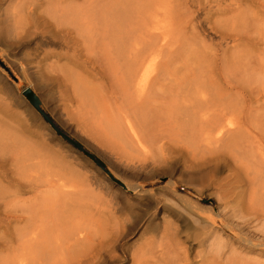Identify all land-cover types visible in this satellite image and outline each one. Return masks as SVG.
<instances>
[{"label":"rangeland","instance_id":"374dc122","mask_svg":"<svg viewBox=\"0 0 264 264\" xmlns=\"http://www.w3.org/2000/svg\"><path fill=\"white\" fill-rule=\"evenodd\" d=\"M108 1L0 0V104L3 106L5 103L10 108L6 110L5 106H0V120L12 124L21 133L15 130L11 133L9 129L11 135L4 139L5 142H0V148L19 151L23 146L28 152L31 149L36 152L37 147L33 143H39L51 151V154L39 155L38 159L35 158L37 152L32 151L35 159L29 155V166L25 171L27 183L22 181L28 185L24 191L14 186V182L10 183V179L0 178V264H162L158 262L159 253L172 251L176 241L190 250V258L195 263L230 264L227 263L230 262L227 260L229 250H226L227 257L216 256L199 237L201 229L212 231V227L224 232V238L230 241L229 249L235 245L238 254L260 258L264 262V165L261 163L264 164V145L261 153L257 148L252 158L250 140L244 143L246 139H237L231 148H220V153L210 155L208 149L203 151L204 142L199 141L203 139L202 135L197 136L196 131L193 134L198 137L197 144L196 137L195 142H188V126L181 129L177 125L182 119L179 115L184 112L178 106L184 100H188L190 105L196 103V107L188 110L194 114L200 111L198 105L210 101L209 98L215 95L222 104L234 102L226 115L228 121L242 126L248 134L264 138V44L242 48V54L250 50L249 58L239 59L232 70L223 69L220 62L215 67L213 65L216 64L207 61L208 55L213 53L209 47L218 43L224 49L228 45L226 42H230L228 36L222 39L213 31L210 23L220 20L218 22L232 27L235 17V22L243 18L248 23H239L238 30H242L240 33H244L245 40L256 39L260 32L257 27L264 29V20L260 16L263 9L258 3L252 6L251 13V10H246L251 6V1L247 0L243 5L245 13L216 14L213 18L209 11L217 8L220 1L226 7L230 0H220L218 5L212 0H187L189 3L182 7L180 0H127L128 3L124 0L122 3L125 5L133 1L134 9L140 11L136 12L139 19L142 16L140 24L145 17L148 18L149 12L163 11L167 6L170 18L194 19L197 26L195 41L190 34L184 36L186 40L182 34L180 36L191 45L186 47L185 53V48L170 57L168 53H162L161 58L160 53L156 64L149 63L143 69V87H151L148 90L154 96V99L149 98V103L143 102L144 98H139L135 92L132 70L126 67L129 64L126 53L114 48L113 43L117 40L103 42L93 34L74 32L73 27L66 25H70V21L63 18L73 10L79 12L74 16L96 17L94 21L97 23V17L106 11V8L105 11L101 9ZM143 7L150 9L147 11ZM103 18L106 19L105 14ZM140 33L143 36V30ZM132 34L141 38L138 33ZM78 36L80 40L85 37L88 43L83 42L86 46ZM132 36L130 38L134 42L135 37ZM128 48L132 50L130 46ZM169 58L171 60H167ZM226 83L231 85V93H228L230 87ZM27 88L40 97L44 110L57 126L97 156L125 184V188L113 182L82 149L51 127L24 95L23 90ZM152 89H157V92L152 94ZM134 93L140 103L136 104ZM229 94L231 97L227 96ZM5 111L9 113L6 115ZM209 111L205 110L211 116ZM12 114L18 116L15 121L16 118L23 120L25 127L19 125V121H12ZM1 121L0 132H3L5 128ZM128 123L147 144L148 152L133 148L128 139ZM183 130L188 133L186 142ZM14 137H23V143L18 141L16 145L14 141L12 144ZM12 145H16V149ZM250 157L252 159L247 160ZM32 158L34 169L30 165ZM8 177L12 178V174ZM33 185L39 189L38 192L32 189ZM230 188H233V193L227 195ZM10 202L9 211L5 207ZM8 216L16 219L9 220ZM78 238H84L83 242H78ZM200 255L204 256V262ZM228 259L232 260V257Z\"/></svg>","mask_w":264,"mask_h":264},{"label":"bare ground","instance_id":"6f19581e","mask_svg":"<svg viewBox=\"0 0 264 264\" xmlns=\"http://www.w3.org/2000/svg\"><path fill=\"white\" fill-rule=\"evenodd\" d=\"M180 1H182L179 5L182 7L185 3H187L188 1L187 0H180ZM214 1H216L217 2V5H218V3H219V1L220 0H212V2H214ZM246 1L247 0H230V3H229V1H228V3H227V5H225L226 7H223L222 6V4H223V2L221 3V1H220V3H219V6L217 7V8H215V9H212V10H210L209 11V14L210 15H214L213 16V18L214 17H216L215 15L217 14V15H224V14H228V13H236V12H238V13H240V12H242V11H244V8H243V5H244V3H246ZM251 2V6H250V9H249V7L248 8H246V10L248 9V10H251V13H253L252 12V6L253 5H256V4H258L262 9H263V13H262V15H260V16H262V20H264V0H250ZM122 2H124V0H109L108 2H107V5L104 7V8H102L101 10H103V11H105V8H106V11H105V13L103 12V16H99V17H97V23H96V21H94V19L96 18V17H94V19H93V17L91 16V18H90V16L89 17H84V18H80L78 15H76V16H74L75 14H79V12L78 11H69L63 18H64V20L65 19H68V21H70V25H68V24H66L69 28H71V27H73V28H71V29H73L72 31H74V32H76V31H78V33H79V31L81 32V34L82 33H85V35H86V33L88 34V35H91L92 36V34H93V36L95 37V36H97L98 37V40H102L103 42L104 41H106L107 42V40L109 39V42H110V40L111 39H113L112 41H115V40H117L116 41V43H113V44H115V46H114V48L116 49L117 47L119 48V49H121L122 50V52H125L126 53V55L125 56H127V59H128V66H126V67H128L127 69L129 70V68H130V70H132V72H131V74H132V76H131V74H130V72H129V74H130V76H131V78H132V80H133V85H134V89H135V92L137 93V95L139 96V98H144V101L143 102H146V101H148L149 100V98H151V99H154V96H152V95H150L151 93H149L150 91L148 90V89H150L151 87H148L147 89L145 88V87H143V83H145L144 81V78L142 77V76H144L143 74H145V73H142L143 72V69L144 68H146L147 66H148V64L150 63V64H156V61H157V58H158V54H160V57H161V55H162V53H168L169 54V56L168 57H170V55H172L173 53H177L180 49H183V48H185V49H183V52L187 49L186 47L187 46H189L188 44H190V43H188V40L186 41V42H184V40H182L183 38L186 40V35H188V34H190L192 37H193V40L195 41V39L198 37V31H196V29H197V26H196V24H195V22H194V19H189V20H187V19H181V17H180V19L178 18V20H180V22H178V20H177V18H170V14L169 13H167V9H166V7L167 6H165V8L163 7V11H154V12H149V14H148V18L147 17H145V19L143 20V24H140L141 22H140V19H142V16H141V18L139 19V16H137V14H136V12H137V10H135L134 9V7H136V6H134L133 7V5H132V3L131 2H133V1H131L129 4H127V5H129V6H127V5H125L124 3H122ZM135 2H136V0H135ZM224 2H226L225 0H224ZM249 2V1H248ZM125 3H128V1L127 0H125ZM189 3V2H188ZM215 3V2H214ZM250 3H249V5H250ZM139 4V3H138ZM142 6V5H141ZM140 6V7H141ZM245 6L247 7L248 5H246L245 4ZM139 7V6H138ZM148 7V6H147ZM162 7V6H161ZM255 7V6H254ZM74 8V7H73ZM143 8H145L146 10L148 9H150V8H146V7H143ZM157 8V7H156ZM160 8V7H159ZM169 8V7H168ZM185 8V7H184ZM261 8H260V10H261ZM138 9V8H137ZM164 9H166V11H164ZM141 10H142V7H141ZM147 10V11H148ZM157 10V9H156ZM101 12V11H100ZM138 12H140V11H138ZM137 12V13H138ZM242 13H245V11L244 12H242ZM104 14L106 15V19L105 18H103L104 17ZM141 15L143 14L142 12L140 13ZM145 14V13H144ZM145 15H147V14H145ZM144 15V16H145ZM232 15V14H231ZM238 15V14H237ZM259 15V14H258ZM81 16V15H80ZM97 16V15H96ZM169 16V17H168ZM228 16H229V14H228ZM227 16V17H228ZM233 16V15H232ZM249 16V15H248ZM102 19H104V20H100L101 18ZM233 17H235V15L233 16ZM246 17V16H245ZM257 17V16H256ZM62 18V19H63ZM98 18H100L99 20H98ZM251 18H253L252 16H251ZM259 18V17H258ZM91 19H93V21L91 20ZM235 19H236V17L234 18V23H233V25H232V27H230V25H226V24H224L222 21L221 22H218V21H220V20H218L217 22H215L214 24L213 23H210V25H211V29L213 30V31H215L216 33H219L220 35H221V38L222 39H227V36L229 37V41L230 42H226V43H228V45L226 46V48H225V46H224V49H222V47L220 48V44L219 45H213L211 48L209 47V49H211L212 51H213V53L211 52L210 54L211 55H208L209 56V60H207V61H210V62H212L213 64H216V65H213V66H217L218 65V63L220 62L221 63V65L224 67L223 69H227V70H230L231 68H233L234 67V65L235 64H238V61H239V59H241V58H243V57H245V60H247L249 57H248V52H250V50H248V52H243L244 54H242L241 52H242V48H246V47H249V46H251L252 44H255V46H259L260 45V43H262V44H264V29H262L261 27H257L258 28V30H260V34L258 33V36L256 37V39H252V37H251V39L250 40H245V38L242 36V35H244V33L243 34H241L240 33V31H242L241 29L240 30H238V26H239V23L241 24V22L243 23V25H246L248 22V20H244L243 18H240V19H242L241 21H240V19L237 17V20L239 19V21H236L235 22ZM246 19H249V18H246ZM212 20H214V19H212ZM211 20V21H212ZM60 21V20H59ZM67 21V22H68ZM226 21V20H225ZM256 21H259V20H256ZM66 22V23H67ZM226 22H229V21H226ZM233 22V21H232ZM255 22V21H254ZM69 23V22H68ZM250 23H252V21L250 22ZM262 23V22H261ZM59 24V23H58ZM65 24V23H64ZM257 24V23H256ZM60 25V24H59ZM61 25H63V23L61 24ZM66 25H63V26H66ZM243 25H240L241 27H243ZM260 25V24H259ZM143 27V28H142ZM229 27V28H228ZM65 28V27H64ZM244 28V27H243ZM71 29H70V31H71ZM246 29V28H245ZM262 29V30H261ZM68 29H66V31H67ZM141 30H143V36H141ZM228 30H231L230 32H228ZM247 30H249V29H247ZM258 30H255V32L257 31L258 32ZM63 31V30H62ZM61 31V32H62ZM139 31V32H138ZM65 32V31H64ZM69 32V31H68ZM197 32V33H196ZM232 32H233V34H232ZM250 32V31H249ZM70 33V32H69ZM132 33H134V34H136V33H138L140 36H141V38L139 39V38H136V35L134 36L135 37V39H134V42H133V40L130 38V36H132L133 34ZM66 34H67V32H66ZM183 35V38H181L180 36H182ZM255 34V33H254ZM70 35V34H69ZM78 35V34H77ZM219 35V36H220ZM256 35V34H255ZM80 36H82V35H80ZM91 36H89V37H91ZM178 36V37H177ZM184 36H186V37H184ZM69 37V36H68ZM74 37H75V35H74ZM77 37V36H76ZM79 37V36H78ZM88 37V36H87ZM94 37H93V39H94ZM96 37V38H97ZM128 37V38H127ZM133 37V36H132ZM133 37V38H134ZM189 38H191L190 36H188ZM81 38H83V37H81ZM127 38V39H126ZM89 40L88 41H90V38H88ZM129 39V40H128ZM69 40V39H68ZM77 40H78V38H77ZM76 40V41H77ZM79 40H80V37H79ZM83 40H85V37H84V39H81L80 41H82L81 43H83L82 45L84 46H86V44H84L85 43V41H86V43H88L87 42V40H85L84 42H83ZM92 40V39H91ZM95 40H97V39H95ZM125 40H127V41H125ZM137 40V41H136ZM140 40H141V42H140ZM70 41H72V39H70ZM74 41V40H73ZM124 41L126 42V44L124 43ZM130 42V45H128L129 44V42ZM108 42V43H109ZM128 42V43H127ZM182 42H184L185 43V45L183 46L182 44ZM225 42V41H224ZM74 43H77V42H74ZM191 43H192V41H191ZM89 44H91V43H89ZM111 44V43H110ZM132 44H133V46H132ZM79 45V44H78ZM88 45V44H87ZM231 45V47H229ZM75 45H73V47H74ZM77 46V45H76ZM80 46H81V44H80ZM120 46V47H119ZM128 46H130V48H131V46H132V50H130L129 51V48H128ZM182 46V47H181ZM191 46V45H190ZM189 46V47H190ZM263 46V45H262ZM88 47V46H87ZM86 47V48H87ZM112 47V46H111ZM229 47V48H228ZM75 48V47H74ZM80 48V47H79ZM219 49L221 50H223V51H219ZM188 50V49H187ZM203 50V49H202ZM85 51V50H84ZM88 51V50H87ZM182 51V50H181ZM180 51V52H181ZM114 52V51H113ZM142 52V53H141ZM219 52H221V55L219 54ZM238 52L240 53V54H242V55H240V54H238ZM89 53V52H88ZM115 53H117V51L115 50ZM121 53V52H120ZM185 53V52H184ZM113 54V53H112ZM168 54H166V55H168ZM237 54H238V57H236L237 56ZM197 56V55H196ZM173 57V56H172ZM200 57V56H199ZM122 58V57H121ZM124 58H126V57H124ZM162 58V57H161ZM166 58H167V56H166ZM201 58V57H200ZM205 58V57H204ZM89 59V58H88ZM107 59V58H106ZM123 59V58H122ZM203 59V58H202ZM77 60V59H76ZM167 60H171L170 58L169 59H167ZM177 60V59H176ZM204 60V59H203ZM198 61V60H197ZM127 62V61H126ZM246 62V61H245ZM107 63H108V61H107ZM209 63V62H208ZM211 63V64H212ZM149 64V65H150ZM165 64V63H164ZM167 64V63H166ZM206 64V63H205ZM210 64V63H209ZM83 65V64H82ZM85 65V64H84ZM240 65V64H239ZM154 66V65H153ZM165 66V65H164ZM209 66H211V65H209ZM50 67V66H49ZM214 67V68H215ZM124 68V67H123ZM163 68V67H162ZM209 68V67H208ZM210 69V68H209ZM234 69V68H233ZM48 70H51V69H48ZM55 70V69H54ZM53 70V71H54ZM147 70V69H146ZM163 70V69H162ZM165 70H166V68H165ZM197 70H199V69H197ZM227 70H224V72L226 73V71ZM232 70V69H231ZM212 71H213V69H212ZM217 71V70H216ZM148 72V71H147ZM162 72V71H161ZM222 72H223V70H222ZM229 71H227V73H228ZM233 72V71H232ZM124 73V72H123ZM163 73V72H162ZM166 73V72H165ZM164 73V74H165ZM205 73V72H204ZM142 74V75H141ZM216 74V73H215ZM115 75V74H114ZM224 75V74H223ZM229 76L230 75H233L234 76V74H228ZM227 74H226V76H228ZM117 76V75H116ZM125 76V75H124ZM130 76H129V78H130ZM213 76V75H212ZM219 76V75H218ZM226 76H225V78H226ZM127 77V76H126ZM145 77V76H144ZM209 78L211 77V75L210 76H208ZM231 77V76H230ZM142 78V79H141ZM213 78H216V77H213ZM233 78H235V77H233ZM158 79H159V77H158ZM162 79H163V77H162ZM217 79V78H216ZM228 79H230V78H228ZM228 79H225L226 81L225 82H227L228 81ZM211 80H213V79H211ZM155 81V80H154ZM230 81V80H229ZM121 82V81H120ZM128 82V81H127ZM129 82V83H130ZM159 82H161L160 80H159ZM213 82V81H212ZM128 83V84H129ZM153 84H154V82H152ZM155 83H157V82H155ZM231 83V82H230ZM127 84V83H126ZM232 84V83H231ZM122 85V84H121ZM130 85V84H129ZM128 85V86H129ZM147 85V84H146ZM145 85V86H146ZM150 85V84H149ZM157 85H158V83H157ZM200 85H201V83H200ZM226 85H228L227 83H226ZM131 86V85H130ZM222 86V85H221ZM229 86V85H228ZM207 87V86H206ZM211 87V86H210ZM230 87V91H228V93H231V85L229 86ZM129 88H131V87H129ZM159 88V87H158ZM228 88V87H227ZM81 89V88H80ZM127 89V88H126ZM132 89H133V87H132ZM235 89V88H234ZM148 90V91H147ZM157 90V89H156ZM155 89L153 90L152 89V94H154V92L156 91ZM23 91H25V89L23 90ZM80 91V90H79ZM78 91V92H79ZM154 91V92H153ZM187 91H188V89H187ZM214 91V90H213ZM227 91V90H226ZM225 91V92H226ZM157 92V91H156ZM155 92V93H156ZM181 92V91H180ZM184 92V91H183ZM133 93V92H132ZM131 93V94H132ZM188 93H190V92H188ZM213 94H214V92H213ZM233 94V93H232ZM80 95V94H79ZM136 94L134 93V96H135ZM136 95V96H137ZM179 95V94H178ZM133 96V95H132ZM138 96L137 97H135V98H137V102H136V104L139 102L140 103V101H138L139 99H138ZM215 96V95H214ZM214 96H212L213 97V99L211 100V98L212 97H210L209 99H210V101H205V102H202L201 103V101H200V105H198V106H200L199 108H197V109H200V111L198 112V113H188V110L189 109H191L190 107H192V108H194V106L196 107V103H193V104H191L190 105V102L187 100H184V102L181 104V106L179 107L178 105H176V109H177V106H178V109H182V111H184L183 113H182V115H179V116H181L180 118H182L181 119V121H179L178 123H177V125H178V127L179 128H184V126H188V130H189V136H187V141L189 142V141H193V142H195L196 141V144H197V142H198V140H197V136L198 135H202V137H203V139L202 140H199L200 142H204V148H203V151H204V149L206 148V149H208V151H209V153H210V155H214V153H216V152H218L219 150H220V148H228V147H230L231 148V146L230 145H232L234 142H235V140H237V139H240V141H241V139H246L245 141H244V143H246L247 142V140H250L249 141V148L251 149V157L253 158V153L255 154L256 153V151L257 152H259V153H261L260 151H261V149H262V146L264 145L263 143H264V138L263 137H257V136H253V135H251V134H248V132H245L244 131V128L242 127V126H235V124L233 123V122H231V121H228V119H229V117H226V115L229 113V111H231V109H232V105H231V103H234V102H227V103H225V104H222V102L220 101V100H217L218 98H216V97H214ZM225 96H226V94H225ZM227 96H230L231 97V95L229 94V95H227ZM233 96H234V94H233ZM232 96V97H233ZM128 97V96H127ZM95 98V97H94ZM134 98V97H133ZM126 99V98H125ZM150 99V100H151ZM83 100V99H82ZM133 100V99H132ZM141 100V99H140ZM202 100V99H201ZM208 100V99H207ZM226 100H228V99H226ZM225 100V101H226ZM230 100H231V98H230ZM175 101H177V100H175ZM179 101H180V99H179ZM182 101H183V99H182ZM186 101V102H185ZM221 102L220 104H218L219 102ZM229 101V100H228ZM233 101H234V97H233ZM133 102V101H132ZM131 102V103H132ZM149 103H150V101H148ZM194 102V101H193ZM135 103V102H134ZM181 103V102H180ZM187 103H189L188 105H187ZM135 104V105H136ZM142 104V103H141ZM199 104V103H198ZM134 105V104H133ZM172 105V104H171ZM0 106H2V103L0 104ZM5 106V103L3 104V106H2V108ZM143 107L145 106V103L142 105ZM150 106V105H149ZM135 107V106H134ZM233 108H234V106H233ZM5 109L7 110V109H10L7 105L5 106ZM5 109H3V111L5 110ZM196 109V110H197ZM206 109H208V110H211V111H209V112H211L212 113V115L211 116H209V115H207L206 113L207 112H205V110ZM153 110V109H152ZM195 110V111H196ZM9 111V110H8ZM140 111V110H139ZM194 111V110H193ZM1 113V112H0ZM3 113H5L6 115L9 113H6V111L5 112H3ZM11 113V112H10ZM174 114V113H173ZM192 114V115H191ZM152 115V114H151ZM233 115V114H232ZM231 115V116H232ZM11 117H12V121H15V117H18V116H16L15 114H12L11 115ZM13 118H14V120H13ZM172 118V117H171ZM185 118V119H184ZM228 118V119H227ZM233 118V117H232ZM18 118H16V121H19V125H21L22 127L24 126L25 127V124H22V121L20 120V119H18ZM147 119V118H146ZM227 119V120H226ZM178 120H180L179 118H178ZM1 121V120H0ZM15 121V122H16ZM112 121V120H111ZM177 121V120H176ZM2 122V125H3V127L5 128L4 129V131L3 132H0V142H3L4 141V139H6L7 137H8V135L10 136L11 134L9 133V129H10V131H11V133H13L12 132V130H15L14 132H16V133H19V131H17V129H15L16 127H14L13 128V126H12V124H9V123H4L3 121H1ZM130 123V122H129ZM127 124L128 125V132H127V134H128V139L131 141H128V142H130L132 145H133V148H138L139 150H146L147 149V144L144 142V141H142V139L138 136L139 134L137 133V131L134 129V127H129V126H131V124ZM132 123V122H131ZM14 125V124H13ZM133 125V124H132ZM242 125V124H241ZM1 127V126H0ZM108 127V126H107ZM104 128V127H103ZM126 130V129H125ZM21 131V130H20ZM182 131V130H181ZM184 131V130H183ZM199 133H197V132ZM23 132V131H22ZM25 133H29V131H24ZM186 131H184L183 133H185ZM196 132V133H195ZM108 133V132H107ZM140 133V132H139ZM193 133H195L197 136H195ZM264 133V132H263ZM19 134H21V133H19ZM24 134V133H23ZM30 134V133H29ZM204 134V135H203ZM34 134H32V136H33ZM186 135H188V133H185L184 134V137L186 136ZM192 135H194L193 137H192ZM24 136H25V138L27 137L26 136V134H24ZM31 136V137H32ZM250 136V137H249ZM34 137H35V135H34ZM182 137H183V135H182ZM195 137H196V140L194 141V139H195ZM248 137V138H247ZM11 138H13V137H11ZM193 138V139H192ZM21 139H23V137L21 138ZM21 139L20 138H17V137H14V139H12L13 140V142H11L12 144H14V141H15V143H16V145H18L17 143H18V141H20V143H23V141H21ZM12 140H10V141H12ZM152 140H154V139H152ZM5 142V141H4ZM7 142V141H6ZM156 142V141H155ZM154 142V143H155ZM184 142H186V137L184 138ZM192 142V143H193ZM26 143V142H25ZM161 143V142H160ZM191 143V144H192ZM240 143V142H239ZM242 143H243V141H242ZM248 143V142H247ZM2 144V143H1ZM9 144V143H8ZM27 144V143H26ZM36 147H37V149H35L36 150V152H37V154H38V156H37V154L35 155L34 153H36L35 151H33V149H31V147H29V149H31V151L29 150V152L27 151V149L25 150L24 148H23V146H21L22 148H20V150L19 151H15V150H12V151H9L8 149H11V148H8V149H4V151H3V149H1L0 148V174H1V176H0V178H2L3 180H8V179H10V183H13L14 182V186H16V187H18L19 189H20V191L21 190H25V188L28 186V185H26V184H23V182H26L27 183V180H26V175H25V171L26 170H28V166H29V164L27 163L29 160H30V156L29 155H33V158L35 157L36 159H38L39 158V155L40 156H43V155H46V154H51V151L50 150H46L45 148H44V146L43 145H41V144H35V143H33ZM32 144V145H33ZM180 144V143H179ZM183 144V143H182ZM236 144V143H235ZM15 145V146H16ZM20 145V144H19ZM25 145V144H24ZM30 145H31V143H30ZM130 145V144H129ZM186 145V144H185ZM190 145V144H189ZM1 146V145H0ZM15 149H16V147L14 146V145H12ZM247 147H248V145H246ZM4 147V146H3ZM12 147V148H13ZM19 147V146H18ZM5 148V147H4ZM136 148V150H138ZM181 148V147H180ZM244 148V147H243ZM257 148H259V149H257ZM18 149V148H17ZM197 149V148H196ZM234 149V148H233ZM257 149V150H256ZM138 150V151H139ZM198 150V149H197ZM247 150H248V148H247ZM263 150V149H262ZM22 151H24V152H22ZM26 151V152H25ZM34 153H33V152ZM140 151V153H142ZM147 151V150H146ZM151 151V150H150ZM149 151V152H150ZM203 151H201V152H203ZM221 151V150H220ZM220 151H219V153H220ZM148 152V151H147ZM154 151H152V153H153ZM44 153V154H43ZM151 153V154H152ZM159 153V152H158ZM204 153H206V151L204 152ZM247 153V152H246ZM246 153H245V155H246ZM41 154H43V155H41ZM145 154H146V152H145ZM218 154V153H217ZM240 154V153H239ZM156 155H157V153H156ZM244 155V154H243ZM247 155H249V153L247 154ZM246 155V156H247ZM256 155V154H255ZM27 156H28V158H27ZM51 156V155H50ZM217 157V156H216ZM219 157H221V156H219ZM247 158V160L248 159H252V158ZM32 158V162L30 163V165H31V167H32V163H33V161H34V159ZM43 158V157H42ZM235 158V157H234ZM156 159V158H155ZM217 159H219L218 157H217ZM236 159V158H235ZM263 159H264V157H263ZM199 160V159H198ZM220 161V160H219ZM252 161V160H251ZM260 161H261V159H260ZM206 162V161H205ZM37 163H42V162H37ZM262 163V165H264L263 164V162H261ZM250 164V163H249ZM253 164V163H252ZM34 165H35V163H34ZM2 166V167H1ZM8 166H10L11 168L10 169H6V167H8ZM254 166H256V165H254ZM261 166V165H260ZM259 166V167H260ZM30 167V168H31ZM36 168H37V166H35ZM13 168V169H12ZM33 168V167H32ZM48 168V167H47ZM194 168V167H193ZM3 169V170H2ZM34 169V168H33ZM33 169H31V170H33ZM190 169V168H189ZM262 169V168H261ZM38 169H36L35 171H37ZM254 170V169H253ZM259 170V169H258ZM34 171V172H35ZM53 171V170H52ZM56 171V170H55ZM27 172V171H26ZM29 172H30V170H29ZM40 172V171H39ZM60 172V171H59ZM52 173V172H51ZM12 174V178H10V177H8L9 175H11ZM14 175V176H13ZM28 175H30V174H28ZM31 177H32V175H30ZM38 176V175H37ZM65 177V176H64ZM17 178V179H16ZM27 178H28V176H27ZM35 179V178H34ZM31 180H32V178H31ZM30 180V181H31ZM23 181V182H22ZM47 181V180H46ZM48 182H49V180H48ZM259 185V184H258ZM57 186V185H56ZM134 186V185H133ZM64 187V186H63ZM130 187V186H129ZM36 188V186L35 185H33L32 186V189H35ZM132 189H137V187H132ZM178 189H180L181 190V188L180 187H178ZM4 190V189H3ZM35 190H37V189H35ZM88 190V189H87ZM2 191V190H1ZM39 191V189L37 190V192ZM48 191V190H47ZM59 191H61V190H59ZM229 191L230 192H228V194L227 195H229V194H231V193H233V188H230L229 189ZM27 192V191H26ZM40 192H42V191H40ZM74 192V191H73ZM73 192H70L69 194H72L73 195ZM75 194V193H74ZM237 195H239V194H237ZM19 196V195H18ZM34 197V196H33ZM237 197V196H236ZM73 198V197H72ZM225 198V197H224ZM43 200H44V198H42ZM65 199V198H64ZM67 199V198H66ZM262 199V198H261ZM47 199H45V201H46ZM13 202V201H12ZM12 202H10V203H7L6 204V210H9V209H11V206L12 205H10V204H12ZM23 202V201H22ZM24 203V202H23ZM37 203V202H36ZM31 204V203H30ZM253 205H254V203H252ZM258 205V204H257ZM263 205V204H262ZM31 206V205H30ZM225 206H228V205H225ZM43 207V206H42ZM13 208V207H12ZM14 209V208H13ZM10 211V210H9ZM12 211V210H11ZM14 211V210H13ZM16 211V210H15ZM236 211V210H235ZM98 212V211H97ZM8 213V212H7ZM9 214V213H8ZM54 214V213H53ZM10 215V214H9ZM113 215V214H112ZM115 215V214H114ZM21 216V215H20ZM7 217V216H6ZM15 216H8V219L9 220H15L16 218H14ZM40 217V216H39ZM112 217V216H111ZM115 218H116V216H114ZM21 218V217H20ZM29 218H31V217H29ZM28 218V219H29ZM33 218H35L34 216H33ZM208 218V217H207ZM19 219V218H18ZM46 219V218H45ZM112 219V218H111ZM114 219V218H113ZM112 219V220H113ZM43 220V219H42ZM122 220V219H121ZM31 221H33V220H31ZM51 221V220H50ZM209 221H210V219H209ZM211 221H213V220H211ZM56 223V222H55ZM53 224V223H52ZM169 223H167V225H168ZM213 224V223H212ZM214 224H216V223H214ZM116 225H117V223H116ZM170 225V224H169ZM214 226V225H213ZM55 227V226H54ZM117 227V226H116ZM215 227V226H214ZM47 228V227H46ZM60 228V227H59ZM69 228V227H68ZM169 228V227H168ZM229 228V227H228ZM166 229H167V227H166ZM201 229V228H200ZM204 229V228H203ZM211 229V228H210ZM72 231H73V229H71ZM71 230H70V232L68 233V234H70L71 233ZM121 230V229H120ZM209 229H206V230H202L201 229V234L199 235V237H201L203 240H205V244L208 246L207 248L208 249H210V251H214V253L216 254V256H219V257H223V256H225V257H227V254H228V252L226 251V250H229L230 252H229V257H227V260L228 261H230V262H227V263H230V264H264V262L260 259V258H253V257H248V256H244V255H241V254H238V251L235 249V245L233 246V245H231V249H229V240H228V238H224V236L225 235H223L224 234V232L222 233L221 232V229L220 230H217V229H213V227H212V231H208ZM223 230V229H222ZM45 231H47V230H45ZM74 231H75V229H74ZM48 232H49V230H48ZM33 233V232H32ZM32 233H31V235H32ZM73 233V232H72ZM38 234V233H37ZM36 234V235H37ZM41 234V233H40ZM49 234V233H48ZM119 234V233H118ZM35 235V234H34ZM33 235V236H34ZM47 235V234H46ZM72 235V234H71ZM103 235V234H102ZM111 235V234H110ZM114 235V234H113ZM73 236H74V234H73ZM77 236V235H76ZM105 236V235H104ZM103 237V236H102ZM34 238V237H33ZM110 239V238H109ZM31 240H33L32 238H31ZM35 240V239H34ZM37 240H39V239H37ZM83 240H84V238H78L77 239V241L78 242H83ZM42 241V240H41ZM40 241V242H41ZM36 242V241H35ZM39 242V241H38ZM48 242V241H47ZM76 242V241H75ZM42 243H43V241H42ZM56 243V242H55ZM107 244V243H106ZM204 244V245H205ZM242 244V243H241ZM56 245H57V243H56ZM205 245V246H206ZM47 246V245H46ZM44 247V246H43ZM48 247V246H47ZM203 247V246H202ZM201 247V248H202ZM56 248V247H55ZM243 248V247H242ZM48 249H50V248H48ZM48 249H47V253L49 252L48 251ZM24 250V249H23ZM44 250H46V248H44ZM50 251H52V250H50ZM54 252V251H53ZM225 252H227L226 254H225ZM47 253H46V256H47ZM57 253V252H56ZM203 253H205V252H203ZM211 253H213V252H211ZM248 255H251L249 252H246ZM199 254H201V253H199ZM199 254H198V256H199ZM208 254H209V252H208ZM225 254V255H224ZM86 256V255H85ZM214 256V255H213ZM51 257V256H50ZM55 257V256H54ZM58 257V256H57ZM191 256H190V250H188L187 248H185L182 244H179V243H177V241H176V243H175V246H174V249L172 250V251H167V252H161V253H159V256H158V258H160L159 260L160 261H158L159 263H162V264H198V263H195V262H193L192 261V259L190 258ZM202 256L200 255V258H201ZM204 257V256H203ZM202 257V258H203ZM230 257H232V260H229L228 258H230ZM43 258V257H42ZM56 258V257H55ZM197 258V257H196ZM217 258V257H216ZM50 259V258H49ZM52 259V258H51ZM198 259V258H197ZM196 259V260H197ZM203 262H204V258H203ZM52 263V262H51ZM56 263V262H55ZM45 264V263H44ZM153 264H157V263H153ZM200 264V263H199ZM203 264V263H202Z\"/></svg>","mask_w":264,"mask_h":264},{"label":"water","instance_id":"95a60500","mask_svg":"<svg viewBox=\"0 0 264 264\" xmlns=\"http://www.w3.org/2000/svg\"><path fill=\"white\" fill-rule=\"evenodd\" d=\"M24 95L27 97V99L30 101V103L32 104V106L49 122V124L51 125V127L57 131L62 137H64L65 139H67L68 141H70L72 144H74L75 146H77L78 148L82 149L84 151V153L91 158L93 161L96 162V164L105 171V173L109 176V178L115 182L117 185L125 188V184L118 179L113 173L112 171L107 168L101 161H99V159L97 158V156H95L93 153L87 151L85 148H83L77 141H75L74 139H72L71 137H69L67 134H65L58 126L57 124L53 121V119L49 116V114H47V112L44 110V106H43V102L40 99V97L35 93V91H33L31 88H27L24 91Z\"/></svg>","mask_w":264,"mask_h":264}]
</instances>
